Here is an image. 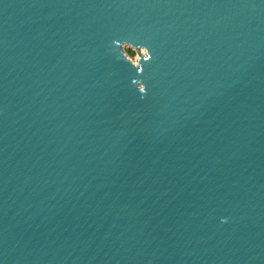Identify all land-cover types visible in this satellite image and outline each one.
Returning <instances> with one entry per match:
<instances>
[{
  "label": "water",
  "instance_id": "95a60500",
  "mask_svg": "<svg viewBox=\"0 0 264 264\" xmlns=\"http://www.w3.org/2000/svg\"><path fill=\"white\" fill-rule=\"evenodd\" d=\"M0 262L264 264V0H0Z\"/></svg>",
  "mask_w": 264,
  "mask_h": 264
},
{
  "label": "rangeland",
  "instance_id": "374dc122",
  "mask_svg": "<svg viewBox=\"0 0 264 264\" xmlns=\"http://www.w3.org/2000/svg\"><path fill=\"white\" fill-rule=\"evenodd\" d=\"M123 50H124L125 55L129 59H131L134 64L137 63V59H138L139 54H145V51L143 48H140V50L137 52L136 50H134L129 45H123Z\"/></svg>",
  "mask_w": 264,
  "mask_h": 264
},
{
  "label": "snow or ice",
  "instance_id": "6c2138e0",
  "mask_svg": "<svg viewBox=\"0 0 264 264\" xmlns=\"http://www.w3.org/2000/svg\"><path fill=\"white\" fill-rule=\"evenodd\" d=\"M141 90L143 91V88ZM0 264H2V262H0Z\"/></svg>",
  "mask_w": 264,
  "mask_h": 264
},
{
  "label": "bare ground",
  "instance_id": "6f19581e",
  "mask_svg": "<svg viewBox=\"0 0 264 264\" xmlns=\"http://www.w3.org/2000/svg\"><path fill=\"white\" fill-rule=\"evenodd\" d=\"M145 51V50H144Z\"/></svg>",
  "mask_w": 264,
  "mask_h": 264
}]
</instances>
